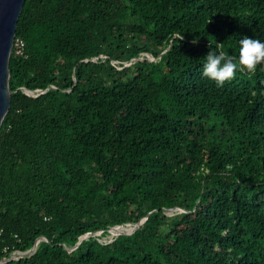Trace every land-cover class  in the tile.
Masks as SVG:
<instances>
[{
	"label": "trees",
	"instance_id": "16d2710c",
	"mask_svg": "<svg viewBox=\"0 0 264 264\" xmlns=\"http://www.w3.org/2000/svg\"><path fill=\"white\" fill-rule=\"evenodd\" d=\"M243 36L264 39V0H26L0 264L44 238L5 264H264V62L201 76L215 42L237 55Z\"/></svg>",
	"mask_w": 264,
	"mask_h": 264
},
{
	"label": "water",
	"instance_id": "95a60500",
	"mask_svg": "<svg viewBox=\"0 0 264 264\" xmlns=\"http://www.w3.org/2000/svg\"><path fill=\"white\" fill-rule=\"evenodd\" d=\"M26 0H0V130L2 127V124L4 122L5 117L7 116L10 107H11V90L9 87L10 83V59L11 55L13 53V48L17 36V28H18V22L20 19V16L22 14L24 5ZM142 60V57L135 59L134 61ZM132 62L127 63L126 65H130ZM23 90L28 93L31 96H38L42 92H32L28 91L23 88ZM169 211H178V212H185L186 210L176 208L171 209ZM151 215H147L144 219H142L139 223L133 224L128 223L127 226H133L131 227V231L124 232L120 234H110L113 237H115L111 242L115 241L117 237L123 234H133L135 233L148 219V217ZM174 215V214H173ZM126 225H119L112 228L111 233L113 230L117 227L126 226ZM102 233H98L97 236H100ZM91 236L85 235L81 238L80 242L77 244L79 246L84 240L89 239ZM47 241L46 238L39 240L36 245L26 251V252H19L18 255H13L3 261L1 264H5L6 262L12 261V260H18L23 259L26 257H31L35 254V252L38 250L39 244L41 241ZM101 240V239H100ZM110 242V243H111ZM66 247L69 251H73L76 249Z\"/></svg>",
	"mask_w": 264,
	"mask_h": 264
},
{
	"label": "clouds",
	"instance_id": "9594fccd",
	"mask_svg": "<svg viewBox=\"0 0 264 264\" xmlns=\"http://www.w3.org/2000/svg\"><path fill=\"white\" fill-rule=\"evenodd\" d=\"M182 40L183 35H177ZM198 42L192 40L193 45ZM238 54L233 55L224 51V43H216L209 48L203 58L201 76L222 85L231 80L238 71L255 72L257 65L264 62V39L243 36L238 40Z\"/></svg>",
	"mask_w": 264,
	"mask_h": 264
},
{
	"label": "rangeland",
	"instance_id": "374dc122",
	"mask_svg": "<svg viewBox=\"0 0 264 264\" xmlns=\"http://www.w3.org/2000/svg\"><path fill=\"white\" fill-rule=\"evenodd\" d=\"M142 58L143 57H148V59H152V60H154L155 61V59L154 58H152L150 55H142L141 56ZM103 59H105V58H103ZM178 211H167V214L168 215H173V214H175V213H177ZM127 226V225H126ZM129 227H133L132 225L131 226H129ZM110 234H114L113 232L112 233H110ZM115 237H113L112 235H109V236H107V237H101V242H104V243H110L113 239H114ZM13 255H18V253H13Z\"/></svg>",
	"mask_w": 264,
	"mask_h": 264
},
{
	"label": "built area",
	"instance_id": "2783aa9c",
	"mask_svg": "<svg viewBox=\"0 0 264 264\" xmlns=\"http://www.w3.org/2000/svg\"><path fill=\"white\" fill-rule=\"evenodd\" d=\"M14 47H16L17 54L21 55L24 53V50H25V42L22 41L21 39L16 38Z\"/></svg>",
	"mask_w": 264,
	"mask_h": 264
},
{
	"label": "bare ground",
	"instance_id": "6f19581e",
	"mask_svg": "<svg viewBox=\"0 0 264 264\" xmlns=\"http://www.w3.org/2000/svg\"><path fill=\"white\" fill-rule=\"evenodd\" d=\"M131 227L129 226H126L125 228H123L118 234L122 233L123 231L127 230V229H130Z\"/></svg>",
	"mask_w": 264,
	"mask_h": 264
}]
</instances>
